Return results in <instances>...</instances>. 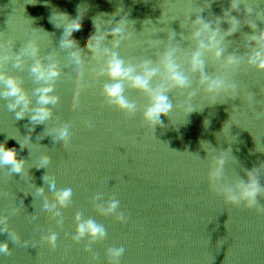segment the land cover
Wrapping results in <instances>:
<instances>
[{"label": "water", "instance_id": "obj_1", "mask_svg": "<svg viewBox=\"0 0 264 264\" xmlns=\"http://www.w3.org/2000/svg\"><path fill=\"white\" fill-rule=\"evenodd\" d=\"M230 5L239 21L232 34L225 32ZM58 11L80 17L76 48L60 47L63 28L50 19ZM198 15L224 37L223 57L201 50L208 77L230 86L219 92H209L201 73L191 70ZM94 19L105 44L126 62L156 64L167 48L177 49L190 87L169 89L173 108L161 124L144 119L150 97L127 82L124 95L134 112L104 95L113 82L102 74L105 60L85 47ZM120 19L125 31L108 35ZM253 35L264 36V0H0V72L20 81L30 107L43 84L31 72L35 60L57 63L60 72L44 124L17 120L18 109L9 108L14 98L0 96V142L26 145L18 153L26 161L23 173L0 166V241L9 243L0 264H264V69L249 62L264 39L257 45ZM29 41L39 45L37 57L21 56ZM77 49L73 63L67 56ZM230 56L237 63H227ZM160 83L154 78L153 86ZM60 129H67V141L51 143L47 136ZM217 168L221 174L213 176ZM43 176L54 190H71L66 205L54 210L59 215L40 212L53 197L33 200ZM252 185L259 191L251 206L226 198L229 190L239 196ZM112 201L118 206L108 213ZM87 220L106 236L74 239ZM113 248L124 249L116 262L108 254Z\"/></svg>", "mask_w": 264, "mask_h": 264}, {"label": "clouds", "instance_id": "obj_2", "mask_svg": "<svg viewBox=\"0 0 264 264\" xmlns=\"http://www.w3.org/2000/svg\"><path fill=\"white\" fill-rule=\"evenodd\" d=\"M237 10L230 5V9L227 10L231 20H227L230 27L225 31L228 34L234 33L233 24H238V19L231 16V11ZM103 15V14H101ZM51 21L56 27L63 28V34L60 40V47L63 49L76 48V44L72 37L80 29V17L69 18L66 12H55L51 16ZM225 20V19H224ZM95 32L86 41L85 47L95 57H100L105 60L102 74L106 73L112 83L105 84L104 95L108 98L110 103L115 104L122 110L128 112H134L136 105L130 102L124 95V82H127L131 87L147 93L150 97V103L144 111V119L151 124L159 125L162 123L161 115H168L172 110L173 104L171 103L169 96L167 95L171 87L188 88L190 87L189 77L181 69L176 60V48H167L160 56L159 62L154 64L152 60L146 59L140 63L126 62L118 52L109 48L105 41L107 36L103 33H99L96 20L94 19ZM221 23V22H220ZM195 31L193 32V38L197 40V48L191 53L190 65L193 72H200L202 79L201 84L206 85L209 92H219L230 87L221 78H210L204 71L205 59L201 50H208L212 52L215 57L220 58L224 55L223 39L220 35L219 29L214 28L210 21H206L200 15L193 21ZM125 31L124 26L121 24V19L115 21V26L111 29L108 35L113 37L120 36ZM99 33V34H98ZM206 36V40L202 37ZM255 44H259L264 36L253 35L252 37ZM207 41V42H206ZM119 41H116L118 46ZM39 45L33 41H29L24 54L32 57L39 55ZM81 50L69 52L67 59L73 63H79V53ZM18 64L21 63V58L17 57ZM249 62L255 64L258 68L264 69V46H259L250 57ZM229 64L237 63L235 57H229L227 60ZM31 72L36 78L43 82L42 86L36 89V101L35 106L30 107L33 104L32 97L22 88L20 81L15 76L7 75L0 72V84L3 85V91H0V96L12 97L14 102L9 105L11 110L16 111L17 120L28 117L33 127L37 124H44L52 116L51 106L56 103L57 98L50 93L53 92L52 82L60 74L57 63H45L43 59H36L31 67ZM80 72L77 71V76ZM157 76L161 77V83L157 86H153V80ZM192 109L189 113L193 112ZM47 137L50 138L51 143L60 144L64 143L68 139L67 129H60ZM20 148L9 147L7 141L0 142V166L7 165L14 173H23L25 170L26 161L19 157L18 153L23 150L26 145L18 140ZM47 159H44L38 169H43L47 165ZM222 166L224 161H219ZM221 168H217L213 176H219L221 174ZM259 188L257 185H252L250 188L245 187L239 196L228 191L226 198L232 203H238L241 200L247 201L248 206H251L255 202V198L258 195ZM53 197L55 203L51 207H44L40 209L41 214L47 215L49 212H54L55 215H59L56 209L57 204L65 206L71 196L70 189L54 190L53 186L42 178L41 185L37 188L36 193L33 196V200H36L40 196ZM118 206V201H112L105 209L106 212H113ZM77 221L81 218L77 215ZM11 236V235H10ZM85 236L91 237L92 242L97 239H103L106 236V232L101 225H97L92 220L81 221L77 225V234L74 239L77 241ZM11 239L16 242L14 236ZM48 240L52 243L55 242L56 236L52 234L48 237ZM9 249V243L7 241H0V252H7ZM123 248H113L108 250V254L113 262L118 261L119 257L123 254Z\"/></svg>", "mask_w": 264, "mask_h": 264}]
</instances>
